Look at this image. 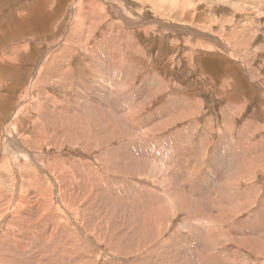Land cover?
<instances>
[{
  "label": "rangeland",
  "instance_id": "1",
  "mask_svg": "<svg viewBox=\"0 0 264 264\" xmlns=\"http://www.w3.org/2000/svg\"><path fill=\"white\" fill-rule=\"evenodd\" d=\"M61 3L0 0V264H264V0Z\"/></svg>",
  "mask_w": 264,
  "mask_h": 264
},
{
  "label": "bare ground",
  "instance_id": "2",
  "mask_svg": "<svg viewBox=\"0 0 264 264\" xmlns=\"http://www.w3.org/2000/svg\"><path fill=\"white\" fill-rule=\"evenodd\" d=\"M68 45H69V44H68ZM74 45H75V44H72V46H74ZM72 46H68V47H67V45H66V46H64V47H65L64 49H68V51H69L70 48H71ZM61 47H62V46H61ZM65 51H66V50H65ZM65 51H64V52H65ZM69 53H70V52H69ZM69 63H70V62H69ZM32 81H33V80H32ZM34 81H35V80H34ZM31 88H32V87H31ZM26 92H27V91H26ZM32 92H33V89H30V88H29V89H28V92H27L28 94H27V98H26V100L31 96V94H33ZM26 100H25V97H24V100H23V103H24V104L26 103ZM21 103H22V102H21ZM40 105H41V104H40ZM22 106H23V105H22ZM22 106H21V107H22ZM30 113H31V112H30ZM7 133H8V132H7ZM4 136H5V135H4ZM43 136H44V135H43ZM50 138H51V137H50ZM177 140H178V139H177ZM173 145H174V144H173ZM123 158H124V157H123ZM2 160H3V159H2ZM122 161H123V160H122ZM119 162H120V161H119ZM139 162H140V161H139ZM126 164H127V163H126ZM182 166H183V165H182ZM60 168H61V167H60ZM65 170H66V169H65ZM63 173H64V171H63ZM66 173H67V172H66ZM9 174H10V173H9ZM70 174H71V173H70ZM167 174H168V173H167ZM68 175H69V174H68ZM62 176H63V175H62ZM70 176H71V175H70ZM72 176H73V175H72ZM72 176H71V177H72ZM64 177H65V176H64ZM66 177H67V176H66ZM71 177H70V178H71ZM76 177H77V175H76ZM70 178H69V179H70ZM72 178H73V177H72ZM63 179H64V178H63ZM36 180H37V179H36ZM36 180H34V181H36ZM64 180H65V179H64ZM125 180H126V179H125ZM71 181H72V179H71ZM77 181H78V179H77ZM136 181H137V180H136ZM178 181H179V180H178ZM37 182H38V181H37ZM37 182H36V183H37ZM32 183H33V182H32ZM36 183H34V184H36ZM72 183H73V182H72ZM76 183H77V182L75 181V184H76ZM67 184H68V183H67ZM67 184H65V185H67ZM69 184H71V183H69ZM80 184H81V181H80ZM85 184H86V183H84V184L82 185L83 188L85 187ZM71 185H72V184H71ZM184 186H185V185H184ZM80 187H81V185H80ZM74 188L76 189V185H75ZM85 188H86V187H85ZM174 188H175V186H174ZM37 189H38V188H37ZM37 189H36V190H37ZM54 190H55V189H54ZM79 190H80V188H79ZM184 190H185V189H184ZM29 191H30V190H29ZM39 191H41V190H38V192H39ZM87 191H88V190H87ZM23 192H24V191H23ZM23 192H22V194H23ZM34 192H35V191H34ZM173 192H175V191H173ZM191 192H192V191H191ZM191 192H190V193H191ZM193 192H194V191H193ZM39 193H40V192H39ZM41 193H42V192H41ZM43 193H44V191H43ZM43 193H42V195H43ZM64 193H65V192H64ZM19 194H20V193H19ZM22 194H21V196H22ZM52 194H53V192L51 193V196L53 197ZM72 194H73V193H72ZM83 194H84V193H83ZM85 194H86V193H85ZM17 195H18V194H17ZM35 195H36V194H35ZM48 195H49V194H48ZM75 195H76V194H75ZM173 195H174V194H173ZM23 196H24V195H23ZM38 196H39V195H38ZM38 196L36 195L35 198H37ZM44 196L46 197V195H44ZM44 196H43V197H44ZM59 196H60V195H59ZM59 196H58V197H59ZM77 196H78V195H77ZM240 196H241V195H240ZM246 196H247V195H246ZM16 197H17V196H16ZM41 197H42V196H41ZM49 197H50V196H49ZM54 197H56V199H57V195H56V196L54 195ZM61 197H62V196H61ZM33 198H34V197H33ZM38 198H40V196H39ZM47 198H48V197H47ZM47 198H45V199H47ZM50 198H51V197H50ZM62 198L64 199V196H63ZM62 198H61V199H62ZM67 198H68V196H67ZM249 198H250V197H249ZM3 199H4V198H3ZM17 199H18V198H17ZM22 199H23V198L21 197L19 201H16L17 204H18V208H20V207L22 208V206H23V205L21 206V203H22V204L24 203V202H23L24 199H23V200H22ZM40 199H41V198H40ZM48 199H49V198H48ZM51 199H54V198H51ZM56 199H55L54 201H56ZM61 199H60L59 201H62ZM226 199H227V198H226ZM246 199H247V198H246ZM41 200H42V199H41ZM41 200H40V201H41ZM70 200H71V198H70ZM70 200H68V201H70ZM72 200H73V199H72ZM72 200H71V201H72ZM227 200H228V199H227ZM38 201H39V200L34 199L33 201H31V200H30V201H26L24 204L30 203V204H29V205H31L30 207H32V208H34V210H36V209L38 208V205H39V202H38ZM47 201H48V202L50 201L51 204H53V202H52L51 200H47ZM232 201H233V200H232ZM232 201H231V202H232ZM1 202H2V201H1ZM11 202H12V201H11ZM14 202H15V201H14ZM48 202H47V203H48ZM187 202H188V201H187ZM41 203H42V201H41ZM43 203H44V202H43ZM43 203H42V204H43ZM55 203H57V202H55ZM246 203H247V202H246ZM42 204H41V205H42ZM45 204H46V203H45ZM49 204H50V203H49ZM61 204H62V203H61ZM78 204H79V203H78ZM229 204H230V203H229ZM46 205H47V204H46ZM46 205H43V206H46ZM58 205H59V203H58ZM65 205H66V204H65ZM65 205H64V208H65ZM24 206H25V205H24ZM229 206H230V205H229ZM49 207H50V205H49ZM62 207H63V206H62ZM62 207H61V208H62ZM46 208H47V207H46ZM54 208H55V207L53 206V209H51V211H52V210H55ZM57 208H58V207H57ZM57 208H56V210H55L56 213H54V214H56V215H57ZM76 208H77V207H76ZM77 209H78V208H77ZM225 209H226V208H225ZM19 210H20V209H19ZM40 210H41V209H40ZM69 210H70V209H69ZM71 210H72V209H71ZM226 210H227V209H226ZM27 212H28V211H27ZM39 212H40V211H39ZM223 212H224V211H223ZM41 213H42V212H41ZM41 213H39V214L41 215ZM47 213H48V212H47ZM52 213H53V212H52ZM58 213H59V211H58ZM62 213H63V212H62ZM66 213H67V212H66ZM27 214H28V213H27ZM29 214H30V212H29ZM37 214H38V212H37ZM49 214H50V213H49ZM78 214H79V213H78ZM82 214H83V212H82ZM82 214H81V215H82ZM30 215H32V214H30ZM40 215H39V217H37V218H40ZM41 216H42V215H41ZM49 216H50V215H49ZM58 216H59V214H58ZM58 216H57V217H58ZM60 216H61V215H60ZM82 216H84V215H82ZM210 216H211V214H210ZM69 217H70V216H69ZM80 217H81V216H80ZM80 217H79V218H80ZM58 218L60 219L61 217H58ZM67 218H68V217H67ZM83 218H84V217H83ZM34 219H36V218L34 217ZM40 219H41V218H40ZM48 219H49V217H48ZM59 219H58V220H59ZM58 220H57V221H58ZM62 220H64V219H62ZM71 220H72V219H71ZM81 220H82V219H81ZM1 221H2V220H1ZM33 221H34V220H33ZM50 221H51V220H50ZM85 221H86V220H85ZM85 221H84V222H85ZM207 221H208V220H207ZM45 222H47V221H45ZM79 222H80V221H79ZM87 222H88V221H87ZM48 223H50V222L48 221ZM56 223H57V222H56ZM56 223H55V224H56ZM62 223H63V221H62ZM64 223H65V222H64ZM72 223H74V222H72ZM80 223H81V222H80ZM50 224H51V223H50ZM81 224H83V223H81ZM81 224H80V225H81ZM38 225H39V224H38ZM42 225H43V224H42ZM44 225H45V224H44ZM53 225H54V224H53ZM63 225H64V224H63ZM69 225L71 226V224H69ZM74 225H75V223H74ZM49 226H50V225H49ZM49 226H47V227H49ZM60 226H61V225H59V227H60ZM75 226H76V225H75ZM77 226H78V225H77ZM81 226H82V225H81ZM87 226H89V225H87ZM91 226H92V225H91ZM91 226H90V227H91ZM56 227H58V226H56ZM78 227H79V226H78ZM90 227H89V228H90ZM64 228H65V226H64ZM64 228H63V229H64ZM89 228H88V229H89ZM96 228H97V227H96ZM96 228H95V229H96ZM34 229H35V228H34ZM36 229H38V228H36ZM36 229H35V230H36ZM48 229H49V228H48ZM59 229H60V228H59ZM95 229H94V230H95ZM69 230H70V229H69ZM40 231H41V230H40ZM40 231H39V232H40ZM42 231H43V230H42ZM42 231H41V232H42ZM55 231H56V230H55ZM55 231H54V233H55ZM65 231H66V230H65ZM70 231H71V230H70ZM52 232H53V231H52ZM67 232H68V230H67ZM97 232H98V231H97ZM97 232H96V233H97ZM36 233H37V232H36ZM56 233H57V232H56ZM83 233H84V232H83ZM251 233H252V232H251ZM101 234H102V233H101ZM6 235H7V234H6ZM52 235H53V234H52ZM64 235H65V234H64ZM88 235H89V234H88ZM88 235H87V236H88ZM11 236H12V235H11ZM50 236H51V235H50ZM100 236H101V235H100ZM68 237H70V236H68ZM257 237H258V236H257ZM16 238H17V237H16ZM79 238H80V237H79ZM50 239H51V238H50ZM77 239H78V238H77ZM80 239H81V238H80ZM42 241H44V240H42ZM47 241H48V240H47ZM81 241H82V240H81ZM83 241H84V240H83ZM98 241H99V240H98ZM105 241H106V240H105ZM1 242H2V241H1ZM84 243H85V242H84ZM44 244H45V243H44ZM79 244H80V243H79ZM211 244H212V243H211ZM45 245H46V244H45ZM96 245H97V243H96ZM87 246H88V245H87ZM171 247H173V246H171ZM179 247H180V246H179ZM48 248H49V247H48ZM114 249H115V248H114ZM209 249H210V248H209ZM78 250H79V248H78ZM199 250H200V249H199ZM221 250H222V249H221ZM112 251H113V250H112ZM204 251H205V250H204ZM75 252H76V251H75ZM202 252H203V251H202ZM218 252H219V250H218ZM220 252H221V251H220ZM220 252H219V253H220ZM12 253H13V252H12ZM177 254H178V253H177ZM198 254H199V253H198ZM198 254H197V255H198ZM201 254H202V253H201ZM201 254H200V255H201ZM220 254H224V253H220ZM9 255H10V254H9ZM77 255H78V254H77ZM84 255H85V254H84ZM216 255H217V253H216ZM13 256H15V255H13ZM208 256H209V255H208ZM74 257H75V256H74ZM76 257H77V256H76ZM79 257H80V255H79ZM209 257H210V256H209ZM9 258H10V257H9ZM14 258H16V257H14ZM77 258H78V257H77ZM81 258H82V256H81ZM81 258H80V259H81ZM25 259H26V258H25ZM75 259H76V258H75ZM75 259H72L73 262L75 261ZM80 259H79V260H80ZM84 259L87 260V258H84ZM171 259H172V257H171ZM9 260H10V259H9ZM172 260H174V259H172ZM175 260H176V259H175ZM11 261H12V260H11ZM13 261H14V260H13ZM16 261H17V260H16ZM77 261H78V260H77ZM181 261H182V260H181ZM186 261H187V259H186ZM201 261H202V260H201ZM14 262H15V261H14ZM23 262L28 264L29 260H26V261H23ZM78 262H79V261H78ZM81 262H82V261H81ZM172 262H173V261H172ZM175 262H176V261H175ZM211 262H212V261H211ZM79 263H80V262H79ZM168 263H169V261H168ZM170 263H171V261H170ZM170 263H169V264H170ZM173 263H174V262H173ZM203 263H204V262H203ZM12 264H13V263H12ZM22 264H23V263H22ZM73 264H74V263H73ZM82 264H83V263H82ZM176 264H178V263L176 262ZM199 264H200V263H199ZM205 264H206V262H205Z\"/></svg>",
  "mask_w": 264,
  "mask_h": 264
},
{
  "label": "crops",
  "instance_id": "3",
  "mask_svg": "<svg viewBox=\"0 0 264 264\" xmlns=\"http://www.w3.org/2000/svg\"><path fill=\"white\" fill-rule=\"evenodd\" d=\"M237 35H240V33L237 32ZM241 35H249L248 28H244L241 30ZM249 38V37H248ZM248 38H245V40H248ZM243 40V38H242Z\"/></svg>",
  "mask_w": 264,
  "mask_h": 264
},
{
  "label": "trees",
  "instance_id": "4",
  "mask_svg": "<svg viewBox=\"0 0 264 264\" xmlns=\"http://www.w3.org/2000/svg\"><path fill=\"white\" fill-rule=\"evenodd\" d=\"M64 1H65V0H62V3H63ZM62 3H61V4H62Z\"/></svg>",
  "mask_w": 264,
  "mask_h": 264
}]
</instances>
